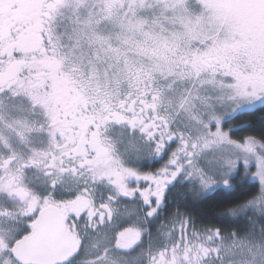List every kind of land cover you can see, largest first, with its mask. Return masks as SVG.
Instances as JSON below:
<instances>
[{
  "label": "snow or ice",
  "instance_id": "snow-or-ice-1",
  "mask_svg": "<svg viewBox=\"0 0 264 264\" xmlns=\"http://www.w3.org/2000/svg\"><path fill=\"white\" fill-rule=\"evenodd\" d=\"M0 264H264V0H0Z\"/></svg>",
  "mask_w": 264,
  "mask_h": 264
}]
</instances>
